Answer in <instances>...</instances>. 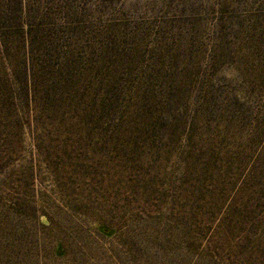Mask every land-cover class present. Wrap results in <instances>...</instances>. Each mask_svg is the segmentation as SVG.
<instances>
[{
	"label": "rangeland",
	"instance_id": "obj_1",
	"mask_svg": "<svg viewBox=\"0 0 264 264\" xmlns=\"http://www.w3.org/2000/svg\"><path fill=\"white\" fill-rule=\"evenodd\" d=\"M0 264H264V0H0Z\"/></svg>",
	"mask_w": 264,
	"mask_h": 264
}]
</instances>
